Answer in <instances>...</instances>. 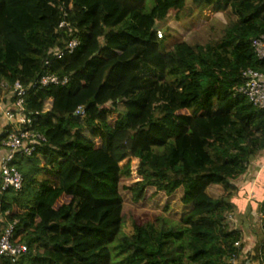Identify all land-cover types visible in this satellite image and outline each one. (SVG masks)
I'll list each match as a JSON object with an SVG mask.
<instances>
[{
  "label": "trees",
  "instance_id": "16d2710c",
  "mask_svg": "<svg viewBox=\"0 0 264 264\" xmlns=\"http://www.w3.org/2000/svg\"><path fill=\"white\" fill-rule=\"evenodd\" d=\"M146 1L0 0V97L1 83L68 78L25 98L47 142L15 156L22 189L0 192V234L17 220L12 241L28 250L0 264H111L112 251L120 264H231L240 255L242 232L228 216L234 182L264 149V110L238 88L244 70L264 71L252 47L264 36V0H192L235 19L217 41L170 50L159 24L187 0H154L148 11ZM63 20L70 28H58ZM72 37L74 52L45 66L47 51ZM121 188L132 203L179 193L184 212L170 218L165 205L125 235ZM259 215L252 258L264 264V200Z\"/></svg>",
  "mask_w": 264,
  "mask_h": 264
},
{
  "label": "built area",
  "instance_id": "2783aa9c",
  "mask_svg": "<svg viewBox=\"0 0 264 264\" xmlns=\"http://www.w3.org/2000/svg\"><path fill=\"white\" fill-rule=\"evenodd\" d=\"M59 9L65 17L66 13L62 6H59ZM58 28H70V26L63 20ZM157 35L159 38L162 37L160 31H157ZM78 46L79 40L76 37H72L66 41L62 49H49L44 62L45 66H49L53 59L59 60L67 54H72ZM252 47L257 58L264 60V36L255 38L252 41ZM241 77L242 84L238 88V92L255 108L264 110V71L248 68L242 72ZM67 82V77L59 79L55 74L44 72L26 86L19 81L10 86L1 83L3 93L0 97V118H4L6 124L0 129V192L8 190L20 191L22 189V174L12 164L15 156L17 154H22L26 157L32 156L38 147L43 146L47 142L43 134L33 128L35 119L32 114L27 113L25 108L27 94L29 91H38V89L50 85L64 86ZM83 113V107L81 106L75 111V115L82 116ZM3 150L6 153L1 155ZM262 152L264 153V149ZM261 218L262 216L260 215V222ZM228 219L235 224L232 213L229 214ZM16 224L17 220L7 223L0 234V257L9 258L12 262L17 261L28 251L26 244L12 241ZM234 246L240 249L241 253L238 257L236 255L231 256V264H239V258L245 260L244 264H261L260 261L255 262L252 258L254 250L244 251V247L239 241L235 242Z\"/></svg>",
  "mask_w": 264,
  "mask_h": 264
},
{
  "label": "rangeland",
  "instance_id": "374dc122",
  "mask_svg": "<svg viewBox=\"0 0 264 264\" xmlns=\"http://www.w3.org/2000/svg\"><path fill=\"white\" fill-rule=\"evenodd\" d=\"M153 3L154 0L146 1V11L152 8ZM234 19L230 10L224 13H214L211 9L199 11L193 6L192 0H187L182 10L179 12L170 11L168 18L159 24L162 37L159 38L157 35V38L163 40L166 50H170L178 42H186L191 45L206 44L217 41L224 26ZM46 108H48V104H46ZM148 194L151 198L147 202L132 203L129 193L121 188L123 198L121 231L123 234L130 235L134 225L154 220L162 213L165 205L170 206V211L167 213L170 218L178 219L184 212V208L178 201L179 193L170 198L153 192H148ZM111 264H120L113 251L111 252Z\"/></svg>",
  "mask_w": 264,
  "mask_h": 264
},
{
  "label": "crops",
  "instance_id": "0c3cea01",
  "mask_svg": "<svg viewBox=\"0 0 264 264\" xmlns=\"http://www.w3.org/2000/svg\"><path fill=\"white\" fill-rule=\"evenodd\" d=\"M5 124V119L0 118V129ZM5 153L6 151L3 150L1 155ZM234 184L238 188V195L233 199L236 228L242 232L244 251H253L262 237L259 215V208L264 200V153L262 151L251 158L246 173ZM242 260L244 264L245 260L243 258Z\"/></svg>",
  "mask_w": 264,
  "mask_h": 264
}]
</instances>
